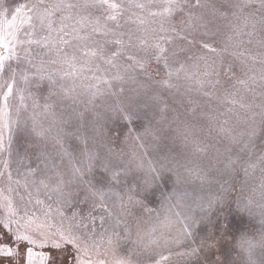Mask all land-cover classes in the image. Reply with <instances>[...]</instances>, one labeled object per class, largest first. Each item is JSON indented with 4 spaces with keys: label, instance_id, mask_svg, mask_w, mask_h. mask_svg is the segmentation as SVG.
<instances>
[{
    "label": "snow or ice",
    "instance_id": "obj_1",
    "mask_svg": "<svg viewBox=\"0 0 264 264\" xmlns=\"http://www.w3.org/2000/svg\"><path fill=\"white\" fill-rule=\"evenodd\" d=\"M0 264H264V0H0Z\"/></svg>",
    "mask_w": 264,
    "mask_h": 264
}]
</instances>
